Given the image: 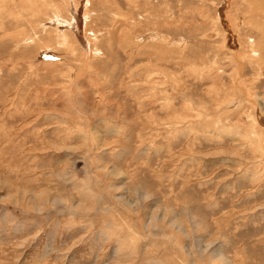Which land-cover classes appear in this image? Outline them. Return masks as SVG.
<instances>
[{
	"label": "rangeland",
	"instance_id": "obj_1",
	"mask_svg": "<svg viewBox=\"0 0 264 264\" xmlns=\"http://www.w3.org/2000/svg\"><path fill=\"white\" fill-rule=\"evenodd\" d=\"M0 264H264V0H0Z\"/></svg>",
	"mask_w": 264,
	"mask_h": 264
},
{
	"label": "bare ground",
	"instance_id": "obj_2",
	"mask_svg": "<svg viewBox=\"0 0 264 264\" xmlns=\"http://www.w3.org/2000/svg\"><path fill=\"white\" fill-rule=\"evenodd\" d=\"M32 3H34V2H32ZM35 3H36V1H35ZM34 3V4H35ZM43 4V3H42ZM52 5V4H51ZM44 7V6H43ZM38 8V7H37ZM35 9V8H34ZM38 10V9H37ZM56 20V19H55ZM60 20V19H59ZM73 20L75 21V22H72L73 23V27L76 29V31L77 30H79V28H80V26H81V20H80V18H79V16H77V15H74L73 16ZM72 26V25H71Z\"/></svg>",
	"mask_w": 264,
	"mask_h": 264
}]
</instances>
